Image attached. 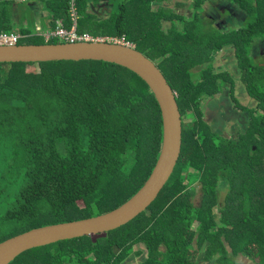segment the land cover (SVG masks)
I'll use <instances>...</instances> for the list:
<instances>
[{"label": "trees", "instance_id": "16d2710c", "mask_svg": "<svg viewBox=\"0 0 264 264\" xmlns=\"http://www.w3.org/2000/svg\"><path fill=\"white\" fill-rule=\"evenodd\" d=\"M133 1L109 0L114 9L99 24L86 13L89 1L75 0L77 31L124 40L143 55L144 46L142 52L138 45L149 43L169 60L154 64L176 93L186 81L178 60L184 55L167 49L171 38L158 37L167 36L159 27L164 19L159 10L168 20L177 17L169 9L152 10L151 2L161 0ZM204 1H196L195 12ZM228 1L246 16L243 35L251 34L246 59L233 41L225 44L237 48L238 81L258 103L250 109L249 123L225 135L223 126L212 129L204 120L202 99L223 91L222 76L204 79L198 91L183 88L177 102L181 115L192 120H183L180 159L149 208L105 238L84 236L34 248L10 264H118L121 257L115 255L124 256L140 242L143 264H198L180 260L178 254L186 256L190 248L204 251V260L214 264H246L236 261L240 255L247 264H264V57L253 54L255 43L264 44V10L255 33L256 24L246 27L249 7L261 1ZM72 2L49 3L52 30L61 20L66 29L72 27ZM2 12L10 23L0 34L31 36L25 28H11L13 15ZM37 39L44 41L31 37L18 45H39L33 44ZM184 41L193 43V35ZM230 85L234 90V82ZM162 141L160 106L144 81L127 69L103 62L0 63V243L35 228L118 208L148 180ZM158 199L161 204L153 206ZM154 250L165 253L164 263L153 261L155 255L151 259Z\"/></svg>", "mask_w": 264, "mask_h": 264}, {"label": "water", "instance_id": "95a60500", "mask_svg": "<svg viewBox=\"0 0 264 264\" xmlns=\"http://www.w3.org/2000/svg\"><path fill=\"white\" fill-rule=\"evenodd\" d=\"M56 62H103L127 69L144 81L155 96L161 110L163 141L160 155L146 183L127 202L99 216L47 225L10 237L0 243V264H10L22 253L34 248L84 236L106 234L127 225L145 212L158 198L174 173L181 156L183 119L177 97L162 72L145 55L134 47L116 45L108 41L0 45V63ZM254 103L257 101L255 100ZM226 116L228 115L225 113ZM239 122L241 126H244L245 117H242ZM209 264H214V260Z\"/></svg>", "mask_w": 264, "mask_h": 264}, {"label": "flooded vegetation", "instance_id": "af4514ba", "mask_svg": "<svg viewBox=\"0 0 264 264\" xmlns=\"http://www.w3.org/2000/svg\"><path fill=\"white\" fill-rule=\"evenodd\" d=\"M34 1H37V0H34ZM34 1H31V0H0V5L3 4V8H0V9H2L3 11L4 10L10 11L11 14L13 15V23L15 25H18L19 23L18 10L20 6H24V5L27 6L28 9H31L34 16L36 17L38 16V13L32 10L33 8L30 7L31 6L30 4H32V2ZM80 1H83V0H80ZM88 1H89V4H88L89 13L93 17L98 16V18L96 17L97 20H93L94 23L100 24V23H103V21L105 22V20L108 19V16L106 17L105 20H103L104 18L103 15H106V13L111 12V10L114 9V6L113 5L110 6L111 4L109 5V3H103V5H99L96 7L91 0H88ZM196 1L197 0H161L158 3H155L153 9L156 8V11L159 10V7L163 9L164 8L169 9L177 17L171 20H168V18H164L163 21L161 20L162 24H160L159 27H171L170 29L164 30L167 36H170L172 34L173 27H183L186 20H189L190 18L194 20L196 18L195 10L193 8ZM204 2L205 4H202V7L200 9L202 10L201 11L202 16L201 17L198 16V18L200 17V20H202L203 23H207L209 26H211L210 28H216L217 30L221 32V35L223 33L226 34L230 32L240 33L243 30V27H244L243 22L246 21V16L242 11L239 12L238 10L240 8L239 6L230 3L228 0H211V1L205 0ZM167 3H169V7H166L164 5ZM5 4L7 5L5 6ZM185 9L192 11L190 16H184L179 13L180 11H185ZM77 10H78V6H77ZM35 12L37 13V15L35 14ZM38 19L39 20H37V22L40 23V21L43 18L41 19L38 16ZM47 22H49V20ZM48 25L50 27V23H48ZM257 41H261V40L258 39ZM255 44L257 46H254L255 49H253L252 47L254 51V53L253 52L252 53L258 55L260 58H263L264 57V44L261 45L260 42L255 43ZM207 59H208L207 68L209 67L212 68V72H211L212 76L214 77L222 76L219 82L222 83L223 91L220 94L219 93L215 94L214 96H204V98L202 99L201 109H203L204 111L205 120L209 124V126H211L212 129H213V126H216L217 128L223 126L225 135L229 133H238L239 131H242V128H240L241 126L239 122L240 119L242 117H245V123L243 124L244 125L246 123L248 124L250 121V118H249V112L251 111L250 109L256 108L258 106V103H254L255 99H253L251 96L247 94L245 89L242 87V84L238 81L240 80L241 75L239 72L240 69H239L237 54L233 46L225 45L221 49H217L216 53L213 52L210 55V57L209 56L207 57ZM151 61L153 63L155 62L153 60ZM230 82H234L235 84L234 90H231L232 86L230 85ZM180 91L181 90L178 89L176 93L174 92L176 97L178 93H180ZM223 102H224V105H222ZM225 113L228 116L225 117ZM183 116L184 115H182V119H183ZM222 117H224V119ZM215 119L217 121H215ZM101 235L105 236L106 234H98L94 236L100 237ZM143 245L144 244L142 242L138 244H133L132 249L129 253H125L124 256L123 254L122 256L119 254H116L114 258L118 259V257H121V260L118 264H140L141 262H143L142 260L145 257L144 255L145 247ZM159 249L161 251L164 250L162 246ZM135 250H138L139 254H136L137 251L135 252ZM196 250H199V249L190 248L186 255V258H188L189 253L193 255V252L194 251L196 252ZM204 256H205V253L204 251L201 250L200 259H197L198 264H209L210 263L209 261L204 260Z\"/></svg>", "mask_w": 264, "mask_h": 264}, {"label": "rangeland", "instance_id": "374dc122", "mask_svg": "<svg viewBox=\"0 0 264 264\" xmlns=\"http://www.w3.org/2000/svg\"><path fill=\"white\" fill-rule=\"evenodd\" d=\"M34 1V0H31ZM53 1V0H37L32 2V4H28L31 8H33L32 10L36 11L38 13L39 18H43L40 23L37 22L38 16H34L33 12L27 8V6H20L19 10H18V18H19V23H18V27L22 28V30L25 28L24 32L28 33L29 35H31L30 37L27 36V34L22 35V37H20V41L22 43L27 42V40H29L31 37L33 38H37L38 35L42 34H47L49 33L51 30L48 29L49 25L48 23H50V26L52 27V25L54 23H51L52 20V16H51V12L48 9L49 3ZM136 0H134L132 3L134 4ZM244 1L245 0H241ZM257 1H261V3H254L252 1L251 7H249V11L251 18L249 17V21L247 22L246 27L252 25L253 23L256 24V26L258 28H255V33L258 32L259 30V24L256 23V21H258L259 17L261 16V11L264 10V0H257ZM111 2L113 4L116 3H123V4H129L131 3V0H111ZM99 5H102L101 2L99 3ZM155 3L151 2V6H152V10L156 11V8L153 9ZM166 7H169V3L164 4ZM260 5V7H259ZM42 7V8H41ZM118 7V6H117ZM0 8H3V4L0 5ZM3 10L0 9V29H5L10 21L8 18H2L3 16ZM35 12V14L37 15V13ZM15 13V12H14ZM160 15L164 16V18L166 17V12H162L159 10ZM181 15L184 16H190V14L192 13L191 10H187L185 9V11H180L179 12ZM10 14V13H8ZM195 16L196 18L194 20H192L191 18L189 20L185 21V24L183 25V27H173L172 29V34L169 36H164V35H160L159 34V38H168L170 40V38H172V41L170 43V46L167 47V49H169V51L174 52V53H181L184 55V58L179 59L181 65H182V70L186 75V81L183 82L181 84V88L180 90H184V89H191V90H195L198 91V89H202L204 88V79L209 78L212 74V68L209 67L207 68V64H208V59L207 57L214 52H217V48H221L222 46H224L228 40L233 41L236 45L237 48L241 47V54L244 57V59H246V55L251 54L250 52V48L247 46L248 40H249V36H251V34H244L241 32L239 33H235V32H230V33H223L221 35V32L219 30H217L216 28H210L211 26H209L207 23H203L202 20H200V17L202 16V12L200 9H198L195 12ZM198 16H200L198 18ZM36 19V20H35ZM93 20H97L96 17L92 16ZM49 20V22H47ZM164 20V19H163ZM162 20V21H163ZM15 21V19H14ZM161 21V24H162ZM15 25H11V27H14ZM41 26V27H39ZM157 27V25H156ZM110 28V27H109ZM171 27H163V30L165 29H170ZM96 32V31H94ZM17 34V33H16ZM94 35H97V33H92ZM91 34V35H92ZM183 34V35H181ZM193 35L194 37V42L193 43H188L185 44V42L183 41L185 38H187L188 36ZM198 35L201 36L203 39L198 38ZM204 35V36H203ZM93 36V35H92ZM181 37V39H180ZM234 38V39H233ZM35 40V39H34ZM54 41V40H52ZM59 41V40H57ZM43 42V43H42ZM60 42H54V43H47L46 40L42 41L37 39L35 42H33V44H60ZM203 43H208L210 44L213 48H208L204 45H202ZM134 46V45H131ZM140 46H144V50L145 52L141 49ZM236 48V52L238 54ZM138 49L141 50L142 52H144L146 54L147 57H149L151 60L155 61L156 64H161V62H169V60L164 59V57L162 55H160L161 53L159 51H154L150 49V44L149 43H144L142 45H138ZM259 62H263V61H259ZM37 69V67H36ZM187 73V74H186ZM166 75V73H165ZM217 84H219L217 82ZM175 86H177V83H174ZM184 88V89H183ZM184 122H190L192 119L188 118L187 116L183 117ZM205 120V118H204ZM206 121V120H205ZM243 134H245L246 132H242ZM226 193V192H224ZM161 204L160 200L158 199L153 206H157ZM196 226V225H195ZM113 233H117L119 234V231L117 232H113ZM106 236L101 235L99 236H92L90 237L91 240L95 241L97 239L100 238H105ZM173 238V237H170ZM160 250V249H159ZM196 254H188V259L191 261H197V259H200L201 256V250H197ZM184 252H180L178 254L180 260L183 262L186 260V256L183 254ZM116 254V253H114ZM155 255L156 258H153V261H159V262H165V260L167 259V256L165 255V253L154 250V253L151 257ZM242 256V257H241ZM150 259V260H151ZM247 258L244 257V255H240L236 258V261H239L240 263H246ZM151 261H149L148 263H150ZM147 263V264H148ZM70 264V263H69ZM143 264V262L141 263ZM153 264V263H152ZM254 264V263H253Z\"/></svg>", "mask_w": 264, "mask_h": 264}, {"label": "built area", "instance_id": "2783aa9c", "mask_svg": "<svg viewBox=\"0 0 264 264\" xmlns=\"http://www.w3.org/2000/svg\"><path fill=\"white\" fill-rule=\"evenodd\" d=\"M73 2L71 3V10H70V15L72 19V28L71 30H66L64 29V25L62 21H59L57 23V28L54 32H50L47 35L44 34L45 38L47 40H59L63 41L66 43H84V42H98V41H105V40H98L94 39L88 35H80L77 32V9H76V2L75 0H72ZM20 41V36L18 35H1L0 36V45H6V46H14L18 45ZM108 42L116 45H123V46H128V47H133L131 44L127 43L124 40H117V39H108Z\"/></svg>", "mask_w": 264, "mask_h": 264}, {"label": "crops", "instance_id": "0c3cea01", "mask_svg": "<svg viewBox=\"0 0 264 264\" xmlns=\"http://www.w3.org/2000/svg\"><path fill=\"white\" fill-rule=\"evenodd\" d=\"M91 1L93 2V4H94L96 7L99 6V3H100V2H101L102 5H103V3H109V0H91ZM109 5H110V3H109ZM110 6H112V5H110ZM96 7H95V8H96ZM87 10H88V9H87ZM87 10H86V13H87V14H90L89 11H87ZM201 11H202V10H201ZM103 16H104L103 20H105L106 17H107V13H106V15H103ZM96 17L98 18V16H96ZM61 21H62V23H64L63 20H61ZM105 21H106V20H105ZM103 22H104V21H103ZM57 23H58V22H57ZM14 25H15V24H14ZM11 28L16 29V30H21V28H19L18 25H15L14 27H11ZM56 28H57V27H55V29L52 30V29H51V26L48 27V29L51 30L50 32H54V31L56 30ZM71 28H72V27H70V29H66V27H64V29H66V30H68V31L71 30ZM50 32H49V33H50ZM77 32H78V31H77ZM47 34H48V33H47ZM47 34H46V35H47ZM79 34H80V33H79ZM1 35H7V34H2V33H1L0 36H1ZM8 35H12V34H8ZM13 35H18V36L22 37L20 34H16V33H14ZM80 35H81V34H80ZM83 35H88V36H90V37H92V38H94V39H98V40L114 39V38H106V39H103V38H101V37H96V38H95V37H93V36H92L90 33H88V32H87V34L85 33V34H83ZM38 36L41 37L44 41L46 40L47 43H50V42L52 41V40H50V41L47 40V39L45 38V36L42 35V34H40V35H38ZM61 42H63V41H61ZM63 43H66V42H63Z\"/></svg>", "mask_w": 264, "mask_h": 264}]
</instances>
